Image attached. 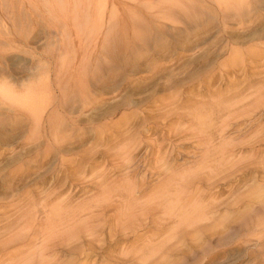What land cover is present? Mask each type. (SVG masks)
I'll list each match as a JSON object with an SVG mask.
<instances>
[{
  "label": "rangeland",
  "instance_id": "1",
  "mask_svg": "<svg viewBox=\"0 0 264 264\" xmlns=\"http://www.w3.org/2000/svg\"><path fill=\"white\" fill-rule=\"evenodd\" d=\"M93 1H95L97 4L91 10V13H89L90 12L89 11L88 14L84 13L79 16V15H76L75 13V9L78 6V4L74 5L75 2L72 4L74 6L71 8L72 10H70L69 12V9L67 8L70 6L69 3H67L69 2V0H0V48L7 51L8 54H10V55L7 54L8 56H6V59H5L6 64L12 65V69L17 68L16 70H12L11 72L0 74V88L1 89L10 88V90L12 91V94H14L16 98H19L21 97V95L25 94L26 92L25 87L31 84L33 81H36L35 79L37 78H35L34 74L38 72L39 78L44 77L46 79V83L49 82L48 85L50 83L53 84V87L50 84V86L52 87L51 91L55 92L54 95L57 97V95L59 94V89L57 88V86H55L56 85L55 83L62 80V85L64 84V86H67L66 85L67 83H65V80L68 81L69 79H73V81H71L72 83L76 79L74 82L75 83L74 86L73 84L69 83L70 84L69 86H71L70 88H72V90L68 91V88H67L65 90V93L68 91L67 94L69 95L67 94L66 95L71 97L69 98L66 96L67 99L68 98L70 99L69 101L72 106V110L70 108L71 106L68 107L67 110L70 109L71 111L77 112L80 110V108H82L84 101L83 103L82 102L80 103V100H79V103L81 105L80 106L78 105V108L75 107L77 109V110L75 109L76 110L75 111L73 110V107H74L73 105L77 106L78 100L76 99H82L84 98V95L88 97V95L86 94L89 93V91L87 92L88 89L86 88H84L85 90H82L83 86L81 84L78 86L79 82H81L82 79H85V81L89 83V86H90L89 90L91 91L94 89V92L91 91V94H94L95 99L97 98L96 100L94 99V101L92 100V102L96 104L100 103V105H97L95 109L88 108L89 111L86 110L85 112L92 113L95 110L99 112L103 110L102 112H104L106 115V116L103 115L104 117L103 120H106V121L102 120L103 122L100 125L103 126L102 124H105V123L106 124L104 127L106 126L109 127L110 125L109 128H106V131L109 129L107 132H104L103 130L102 132H98V133L97 131L94 132L93 131L94 129L85 130L84 128H82L80 135L77 134L78 136H75V140L72 142V144H74L76 147L83 148L84 146L86 147V145H90L93 142L100 143V140H101L102 142L100 144L97 143L94 149V151L96 150V154H100V155H93L89 160L84 159V161L83 160L81 161V164L84 170L86 169L85 170L86 173L83 174V176H85V179H83L84 177L82 175H81L82 178H80L81 176L78 177V175L82 173L81 172V173L75 174L76 177L75 175L69 176L66 185L63 183L61 184V182L56 183L55 185L54 183L55 180L56 182H58L62 180L61 177H64L67 174L63 172L61 173V176L58 175L57 170H58L59 165L57 163L58 161L56 162L57 157L55 156H50L49 159L52 157L50 161L46 164H42L43 157L41 155L35 156V152H34L35 149L32 148L30 145H28L26 143V140H24L27 138L29 134L28 133L29 124H26L27 121L25 120L24 113H20V110H23L22 107L25 105V103H22L23 101L20 102L19 99H10L6 97H2V95L0 94V112H1L0 113V243H1L0 246H2L0 247V264H7V263L8 264H21L23 262H26L28 260L27 255H29V252H31V250L33 251L34 249H36L37 248L36 246H40V244L45 241L44 236L42 235L40 231L41 227H38V229H36V232H34L35 227L39 225L40 222L42 224V222L44 223L46 221L44 220L45 218V214L43 213L44 209H49L56 205H59L60 209L64 208V211L65 210H69V211L77 210L79 209V207H81L80 209H85V208L87 209L89 208V206L94 205L97 199L101 198L105 194L115 193L116 191H120L128 187L127 186L128 184L126 185V187H124L125 182L121 180L122 179L121 175H123V172H124L123 169L122 170L116 169V171L118 170L117 172L114 170L117 167V165H119L117 164V161H119L118 163L121 162L120 159L122 158V156L117 155V152L111 151L112 147L117 148V149L112 148V150L114 151H117L119 149H120L119 151H121L123 144L126 143L125 141L121 140L122 137H120L121 136L120 134L125 135L126 132L129 131L127 134L132 133L134 135L137 131L138 132L140 131L139 135L141 136L139 137L142 139H145V140H142L139 138L140 140H142L141 142L142 147L138 145V147L140 148L137 149V151L133 153L134 154L133 157L136 156L135 157L136 159L138 157H139L138 159H141V166H142L140 169V172H138L140 173L139 174L140 177L137 176L136 178L137 179L142 178V175L144 176L149 175L148 177L153 179L155 182V179L158 176H160L157 173H156L157 175L153 174L154 173L153 164L154 162H156L155 160L158 158V153L155 152L157 151V146H155L156 150L153 149L154 151L150 152L147 156L149 157L150 155L153 158L149 157L150 162L148 164H145V168L143 166H144V163H147L144 160H148L147 157L144 156L146 155V151L148 149L147 143L150 144V141H152L153 139H156L157 136L155 134H158V132H159L158 134L159 136L157 140H160L159 142L164 141L162 136H160L161 132L163 134L165 132L162 129L165 127L164 124L162 123L161 120H159L161 122L157 120L158 123H156V128H155V121L152 122L154 126L151 125V123L149 122L148 125L142 124V126L140 127L141 124L139 121L138 122L139 127L136 126V123H135L133 125H130L127 128L124 127L126 130L130 128L129 130L126 131L124 128H122L123 126L120 127L121 124H119V123H122L120 118L123 117V115H121L122 113L121 111H124L126 113L128 112L132 113V110H134V107L136 106H124L123 109H122V106H120L119 107L120 110L118 109L115 113H112V110L114 109L112 107L113 102L115 103L117 101L122 100L123 98H129V97L131 98L133 97L132 101L134 100L135 102L143 99V103H142L143 107L142 108L136 107L135 109H147V110L155 109V115H157L158 111L156 110L158 109L157 108L158 104H160L159 97H161L162 95L161 93H163L164 84H165L164 82V76L166 73L165 71L168 72V70H171L174 72L175 71L184 72L186 68H189V69L185 71V74H188V72L191 70L196 71L195 68H197L196 72H198V74L194 78L193 77L188 78V79H186L187 77L183 78L181 81H179L180 83L178 82V85H179L178 89L187 88V90L189 89L190 90L199 89V90H197L198 95L194 94L192 95L194 97H191L189 99L185 98L184 100L186 99L188 100V102H185V104L190 103L191 105H194L199 101V98L202 100L203 99L213 100V97H216L214 96L216 92H217L216 94L217 96L221 93H226L231 83L229 82L226 84L224 81L225 80L224 77H227V76L222 77L221 74H219V71L214 77V80L210 86V89L207 90V88L205 89V87L201 85L202 83H207L208 80L210 79L209 72L211 68H210L209 63H208L209 66L207 64L205 65L202 63H199L198 65V63L194 61V57H195L194 53L198 52L199 49L204 48V47L219 48V47L228 45V47H233L234 49H236V51L240 50V57L237 58L236 60L237 62L236 61L233 62V63L240 62V66L238 68H234V69H237L236 72H238L237 74H239V76L236 77L237 74L235 73H233L234 75L232 73L231 75H229L228 73V77L229 79H231V81H234V80L238 81L240 80V78H244L246 74L247 75L250 74L249 76L251 78L253 75V73L251 72L253 70L258 69L259 74L257 73L256 75L258 77L257 78L254 77L255 80L254 78L253 79L251 78L254 81L253 86L247 88L245 92L256 90V88L260 87L259 86L260 84L258 83L259 78L261 79L260 81H264V52H262L264 50V36L261 37L260 39L259 35L258 36L255 35L257 36L255 37L253 34L254 30L257 33H259L264 28V5H263L264 0H263V3H261L262 0L260 1L257 0L259 2L257 1L256 2L259 5L256 2L254 3V6L252 4L253 9L252 7L249 8V5L251 3L247 2V0L245 1L246 3L244 2V5L241 4V0H233L236 8L239 6L238 12H240V7L244 9V10L241 9L243 10L242 13H244V16L243 18H238L237 16L236 17L229 16L228 19L226 18V21L223 20L222 12H220L221 10L219 11V8L217 6L218 4L217 2H221V0H218V1L217 0H200V2L203 4L202 7H205V9H203L204 11L200 9L196 12L197 22L192 28L187 29V27L183 24H180L181 26H183L181 27L179 24L175 25V23H172L170 21L164 22L163 25L165 27H162V30L164 29L165 30L160 31L161 36L160 35L158 36L160 38L157 41L158 43L156 44L158 47L156 48L160 49V51L161 50L163 51L162 52L163 58L159 57V60L157 58L156 60H150L148 62H144L142 60L134 61V58H132V55L127 58L125 57L126 55L125 45L126 44L124 45L125 43L124 41L127 42V35L130 34L128 33L130 29H127L129 28V26L127 28L125 27V29L123 30V27H121V24L119 23L120 25L117 24V26H114V28L110 27L109 28L110 30L106 28L108 17H109L108 14L111 11L112 6L114 5L113 4L114 0H93ZM145 1L151 2V0H142V2H145ZM192 1H195V0H192ZM64 2H66V4ZM136 3L137 2H134L132 0H120V3H115V7L118 10L117 18L123 17L125 18V22L126 20L127 21L129 20L128 18L130 17L129 15L130 13L128 12V9H127L128 6H132V7L135 6L137 8L136 13L138 14L141 13L140 15H143V17L146 16L145 14L148 11V9L150 10V8L146 4H144L146 5L144 7L143 3H140V4L139 3L136 4ZM256 4L259 6V9ZM149 5H152L151 9H153L156 6L157 8H159V5H160L159 0H153V3ZM251 9H252V13L251 15H248V11H250ZM255 15H259V16H255ZM101 19H103L102 22L104 20L105 21L101 23ZM243 19H244V22H243ZM239 21H242L243 23ZM201 26L203 27L201 28ZM48 27H51L50 29L52 32L51 35H47L46 29ZM56 27L60 28L61 30L59 31L56 30L55 29ZM226 32L227 34H225ZM231 35H233L234 37L233 40L226 42L227 37L229 36L231 37ZM27 38L29 42H26ZM166 38L168 39V41ZM151 42H152L151 43L152 45L150 44V47H153L154 41H151ZM162 42L163 44H165V46H163ZM167 43L168 45H166ZM114 49L115 51H113ZM166 49L170 50L168 51L170 55L167 54L168 52L166 51ZM191 49L193 50V52ZM249 49H256L258 52L260 51L259 56H253V57L247 56L245 53H247V50ZM182 50H189L187 54H190V51H191V54L190 55L186 54L184 56L185 58H183L184 60L182 58L176 59L174 62L173 61L170 62V60H168L169 58H172V55H174L175 52L177 54V53H180ZM109 52L111 55L113 53V55L110 56ZM242 52H244V54ZM241 57L242 58L244 57L243 59H241L242 61L239 60ZM107 59H109L110 62ZM189 59L191 60L189 61ZM227 59L228 58H225L224 61ZM244 61L247 66V68L245 69L242 68ZM183 62H186V63H183ZM250 62H251V66H250ZM225 63L229 64L228 60ZM6 64L3 63V65H6ZM99 64H100V67H99ZM125 64L126 66H124ZM155 64L158 66L157 69L159 70V72L155 75L156 77L154 81L152 80L151 82V79H149L148 77L150 74L148 71L151 68V66H156ZM162 64L165 65V68ZM177 64L181 65L184 70H182V68L178 66ZM95 65L97 66L95 67ZM132 65H135V66L133 67ZM161 65L163 66L165 70L162 68ZM190 65H191V68H190ZM203 66H206V67L208 66L209 68L208 67L206 68ZM97 67H99L100 70H98ZM110 67H112L113 69ZM260 68L261 70H259ZM19 69H21L22 71ZM207 69L208 70L210 69V70L208 71ZM17 70H19L20 73ZM85 70H87L86 73L82 72ZM101 70H102V73L100 72ZM30 71H32L33 73L32 72L30 73ZM87 73L88 75H86ZM240 74H242V77ZM157 76L158 77L161 76V77H159L158 79ZM131 81L134 83H132ZM111 82H114V83H111ZM125 82L128 83L131 89L128 88L129 86L125 87L124 85ZM136 83L138 84L136 85ZM147 83L149 85H147ZM156 83H159V84L156 85ZM121 84H122V87L120 86ZM75 85L78 86L79 89L78 87L76 88ZM181 85L184 87H181ZM143 87H145V89ZM49 88L48 86L46 87V91L48 90L47 92L48 94L52 93ZM113 88L115 90H112ZM155 88L159 90V93H160L159 97H156V98H155V94H156ZM74 89L76 92L78 89L79 91L77 92L78 94L81 92L80 93L81 98H78L79 96L75 97L78 94L72 93V91L74 92ZM96 89L98 92L96 91ZM213 89L217 91L215 92ZM82 91H84V93ZM138 91L140 92L143 91V93L142 92L140 93ZM63 94L64 93L59 94V97L65 96ZM111 94L115 96L114 98L116 100L113 98ZM136 95L139 96L140 98H138ZM89 96H90V93H89ZM98 98H101L103 100L98 99ZM161 99L164 100L163 98ZM74 100H76V102ZM103 101L106 103H104ZM147 102L150 104V106ZM64 109H61L60 111H62L63 113ZM67 110L65 109V111ZM59 114L61 115V112ZM125 116L127 115L125 114ZM258 116H260V114H258L256 117ZM256 117L254 118L256 119ZM111 118H113V120ZM107 121L110 123H108ZM114 123L115 124L117 123L119 127L114 126V128L115 127L116 128L111 129L113 125H115ZM104 127L103 129H105ZM117 128L119 129L117 130ZM134 128L137 131L136 130L134 131ZM139 128H142L143 135H142L141 129ZM152 130H154L155 132ZM101 133H102V136H101ZM83 136H84V139H82ZM137 136H138V133H136V137ZM142 136L143 137L145 136L147 140L146 138H143ZM178 136H177V139H176V136L173 137L174 140L176 139L175 141L173 139L171 140L176 142V144L178 142V144H180V147L183 149H188L189 147H191L192 140H189V143H187L186 140L185 141L183 140V139L189 138L191 135L186 134L185 132L184 133L182 132L178 134ZM159 137L162 138L163 141ZM78 138H80L81 140ZM94 138H96L97 141ZM139 139H137L136 141L138 142ZM108 140L110 141L108 142V144H106L105 142ZM179 140L182 141L183 143L180 142ZM115 141H119L120 143L116 142L117 143L116 144ZM143 141L147 143L144 145ZM138 143L140 144V142ZM29 146H30L29 150L31 151H29L27 148ZM169 146L166 145V147L161 152L162 155H164V150H167L170 148ZM68 147L70 146L68 145ZM100 147H101L100 149L101 151L99 150ZM24 148L25 150H27L28 153L25 152ZM108 148L109 150H107ZM130 148L132 149V146H130ZM130 148L128 149L127 152L131 151ZM262 148H264V145H262ZM103 150L107 152L103 153ZM32 151L34 154L32 153ZM245 152L249 153L250 150H245ZM27 154H29L27 156L28 158L26 157ZM126 155L123 154V156H126ZM105 156L108 158L105 159L106 158ZM115 156L118 160L115 159ZM189 156H192V155H189ZM192 158H189L188 154H185L182 157L183 162L187 161L188 162L187 165L192 166L191 171L195 169V167H193L195 165H196V168L198 166H199L198 168H201L204 166H208L209 163H211L209 162L210 160L204 161L206 162L205 164L202 161H196L198 160V158L197 159L193 158L196 161L195 162L191 160ZM26 159H29V160H26ZM168 159L170 160V157H168ZM77 163H79V158H78ZM149 164L152 166H149ZM104 165H107V166H104ZM169 166L170 167H168V170L166 171L168 173H171V171L172 172L174 171V173L173 174L161 173V176L159 178H162L163 182H166V184H169V183L173 184L172 187L167 186L168 188H171L170 190H168L169 191L168 195L170 197L169 196L167 198L164 197V198H161L160 200L169 201L171 203H174V199H173L174 194L175 196L182 195L181 197L186 196V198H188V196H191L193 191L196 190V188L183 189L181 187L182 186L181 183H183L182 179H183L184 173L182 171L179 172L180 171L179 169L181 166L178 165V163L170 164ZM112 168L113 170H111ZM145 169L150 172L152 171L151 174L150 172H146ZM205 169H208V168L206 167L204 168V170ZM120 172L121 174H119ZM233 173L234 175L231 176L229 179L219 182L217 188H215L214 190L215 191L218 189L221 190L222 192H224V196L229 195L231 191L236 193V195H240L242 194V192H239V191H245L246 186L250 185L252 186L251 194H252V189L254 187L253 193L254 192L256 193H254L253 195L257 196L253 202H247V200L244 198L243 201H241V203L235 206H231V205L221 206L218 209L217 213L214 214L215 216L211 219H207V221L203 225H200L194 222L187 227L186 225L188 224H184L185 227L183 226V228L180 229V227H177V223L179 224V222L170 224L164 229L163 228L159 229L161 232L159 231V233L157 234L156 236L157 240L154 239L152 241H147V242L154 241L155 242L154 244L144 242L143 244H140L138 246L139 249L138 247L135 248L136 246L134 247V245H137V244H133L132 237H128V236L124 237L122 235H118L114 237L112 240H108L107 247L105 248L103 253L98 252V250H95L93 252L91 251L86 257L80 260L79 264H264V171L261 172L259 176H257L254 165L250 163L249 165H244V166H241L235 169ZM98 175L99 177H95ZM107 175H108V181L109 180L113 181V179H115L114 177H116L115 181H113L114 184L112 183L108 184L109 182H106V183H103L101 186H96L99 183L100 179H102V177L104 178V176H107ZM119 180H120V183H119ZM58 186L61 188L59 189ZM120 186L121 187L123 186L124 188H121ZM110 187H113L114 189ZM150 187L152 188V185ZM164 187H166L165 184H164ZM55 189H58V191L59 190L60 191L63 190V191L60 193L59 196L55 198L52 197V199L46 201L44 199L46 195L52 192V190L55 191ZM152 189L153 190L155 189L156 193L159 196L162 194L160 192L161 186H158V188L153 187ZM152 189L150 190V193L148 195L152 193L153 191ZM179 189L180 191L178 192ZM143 199L144 197L141 199V202H143ZM210 200H211L210 197L209 198L207 197L203 201V204L208 206L209 203L211 202ZM183 201L185 200H182L181 202ZM41 203L43 204L42 206H41ZM36 204H38L39 206L38 205L36 206ZM246 204H252L253 206L249 207V206H246ZM31 205L36 208L31 209L33 208ZM184 205H185V202L183 206ZM246 207H249V208L247 209ZM109 209H108L109 211L108 213L114 210L113 207H110ZM181 209H182V206H180L179 210ZM28 210L30 211L35 210L36 213L38 212L39 214L37 213L38 214L37 215L36 213H34V211H31L32 213L29 211V213L27 214L26 212ZM114 212L115 210L112 211L111 214H113ZM40 216L42 217V219ZM21 223L22 225H20ZM6 226H7V229H6ZM9 228H10V231H8ZM25 231H27L28 233L26 234ZM16 232H19V234L21 232L23 233V235L26 234L27 240L23 238L22 242L24 244L20 243L18 245H9V247L5 246L4 248L3 242L5 241V239L7 237H10L16 234ZM143 232L145 233L144 236L148 238L150 236L156 235L154 234L156 232L153 229V225L151 224L149 228L147 230H144ZM29 234L31 237L29 236ZM28 237H30L31 239L33 238L34 240L33 239L31 240ZM28 240L29 242L27 243ZM158 241H161V242H158ZM147 245L151 247L149 248V246ZM133 248L139 251L138 253H134V256L137 258L136 263H133L130 260H127L129 257L132 258L131 254L128 252H130L131 250L133 251ZM123 251L127 253L126 254V256H128L127 259H124L125 258L124 255L121 254ZM113 253L119 256L120 259L109 260L107 255H110ZM121 256L122 258L123 257L124 258L122 259ZM72 257L74 258V255L67 254L63 258L67 261H69L70 259L71 261L73 259ZM38 259L39 257H37L35 264H39L40 260Z\"/></svg>",
  "mask_w": 264,
  "mask_h": 264
},
{
  "label": "bare ground",
  "instance_id": "2",
  "mask_svg": "<svg viewBox=\"0 0 264 264\" xmlns=\"http://www.w3.org/2000/svg\"><path fill=\"white\" fill-rule=\"evenodd\" d=\"M132 1L137 2L139 4L143 3V5L146 4L150 8V10H149L147 7L148 11L145 14L146 16L143 17V15H140L141 13H139V14L136 13L137 8L135 6H134L135 8L132 6H128L127 9H128V12L130 13L129 14L130 17L128 16L129 20L128 21L126 20V22H127L126 23L125 18H123V17L117 18V15H118L117 11L118 10L115 7V3H120V0H114L113 1L114 5L112 6V9L108 14L109 17L107 16L108 21H107L106 28H108V29L110 27L114 28V26H117V24H119V23L121 24V27H123V30L125 29V27L127 28L129 26V28H127V29H130V31L128 32L130 34L127 35V42L124 41L125 42L124 45L126 44L125 45V48H126L125 49V54H126L125 57L127 58V57L132 55V58H134V61L142 60L144 62H148L150 60H156L157 58L159 60V57H162L163 51L162 50L160 51V49H157L158 47L156 44L158 43L157 41L160 38V37H158L160 35V31L165 30V29L162 30V27H165L163 25L164 22L170 21L172 23H175V25L183 24L187 27V29L192 28L197 22V17H196L197 13L196 12L200 9H202V10L205 9V7H202L203 4L200 2V0H195V1H192V0H159V4H160L159 8H157V6H156L153 9H151L152 5H149V4L153 3V0H151V2L150 1L142 2V0H132ZM245 1L246 0H241V4L244 5ZM256 1L257 0H247V2L251 3L249 5V8L252 7V4L254 6V3ZM259 1H257V2H259ZM74 2H75L74 5L78 4L77 8L75 9V13H76V15H79V16L81 14H84V13L88 14L89 11H90L89 13H91V10L97 4L93 0H69V2H67L70 5L69 6L70 8L67 7L69 9V12H70V10H72L71 8L74 6V5H72ZM221 2H217L218 3L217 6L219 8V11L221 10L220 12H222L224 21H226V18L228 19L229 16H233V17L237 16L238 18H243L244 13H242V11L244 9L240 7V12H238L239 6L236 8L233 0H221ZM64 3L66 4V2H64ZM261 3H263V0ZM146 5H144V7ZM241 9H243V10H241ZM252 9H253V7H252ZM252 9L250 11H248V15H251ZM258 9H259V6H258ZM228 11H230V12H228ZM255 16H259V15H255ZM102 20L103 19H101V23H103L105 21L104 20L102 22ZM234 21H235V19H234ZM239 22H242V21H239ZM243 22H244V19H243ZM181 27H183V26H181ZM197 27H198V25H197ZM202 27L203 26H201V28ZM101 28H103V27H101ZM50 29H51V27H48L46 29L47 35L52 34ZM55 29L58 31L61 30L58 27H56ZM48 32H49V34H48ZM107 32H109V31H107ZM260 32L257 33L254 30L253 34H254V36L259 35L260 36L259 38L261 39V37L264 36V28ZM111 33H109V34H111ZM189 34H190V32H189ZM225 34H227V32ZM234 36H235V34H234ZM257 36H255V37H257ZM233 38H234L233 35H231V37L230 36L227 37L226 42L232 41ZM151 41H154V45H153L154 48L150 47V44L152 43ZM167 41H168V39H167ZM26 42H29L28 38H27ZM168 43H170V42H168ZM168 43L166 45H168ZM162 44H163V42H162ZM163 46H165V44H163ZM256 49H249V50H247V53H245V54L249 57L259 56L260 51L258 52ZM113 51H115V49ZM166 51L168 52L170 50L166 49ZM188 51L189 50H182L180 53H177V54L174 51L175 54L172 55V58H169V59L166 58V59L170 60V62L171 61L174 62L176 59H179V58L183 59V58H185L184 56L188 53ZM107 52H108V50H107ZM192 52H193V50H192ZM262 52H264V50ZM242 53L244 54V52H242ZM7 54H8L7 51L0 48V74L11 72L12 70L17 69V68L12 69V65L6 64V62H5L6 56L10 55V54H8V55ZM167 54H169V52ZM190 54H191V51H190ZM190 54H187V55H190ZM109 55L112 56L113 53L111 55L109 52ZM226 55H228V56H226ZM194 56H195L194 61H196L198 63V65H199V63L205 64V65L206 64L208 65V63H209L210 68H211V70L209 69L210 70V72H209L210 79L208 78L209 79L208 82L202 83L201 85L203 87H205V89L207 88V90L210 89V86L213 83L214 77L216 76V74L219 71V74H221L222 77L227 76V77H224L225 83L226 84L229 82L231 83L230 86L228 87V91L226 93H221L217 96L216 95L217 90L213 89L216 92V94L214 93L215 94L214 96H216V97H213V100H211V99L210 100H204V99L202 100L199 98V101L194 105H191L190 103L185 104V102H188V100L187 99L184 100V99L185 98L189 99L191 97H194L192 95L197 94V90H199V89H196V90H194V89L187 90V88L178 89L179 88L178 82L181 81L183 78H186V77H187L186 79L192 78V77L194 78L197 76L198 72H196L197 68H195L196 71H193V70L189 71L188 70L189 71L188 74H185V71L189 68H186V70H184L181 65H178L179 64L178 63L177 65L180 66L182 68V70H184V72L181 70H180L181 72L175 71L176 73L174 71H171V70H168V72L171 71L169 73L167 71H165L168 74L165 73V76H164L165 84H164L163 93H161L162 94L161 97H159V95H160L159 90H157L155 88L156 89V91H155L156 94L154 93L155 98L159 97V99H160V104L156 103V104H158V107H157L158 109L156 108L157 109L156 111H158L157 115H155V109H150V110L135 109L136 107H138V108L143 107L142 106L143 99H141L140 101L139 100L136 101L137 103L134 100L132 101L133 97L132 98L131 97L123 98L122 100L117 101L115 103L114 102L112 103V101H111V103L113 105L112 107L114 108L112 110V113H115L119 109L120 106H122V109L124 106H136V107H134V110H132L133 108L131 109L132 113H129V112L126 113L124 111H121L122 112L121 115H123V117L120 118L122 123H119V124H121L120 127L123 126L122 128H124V127L127 128L130 125H133L135 123H136V126H138L139 121L141 124L140 127L142 126V124L148 125L149 122L151 123V125H153L152 122L155 121V128H156V123H158L159 120L162 121V123L165 126L162 129L165 132L163 131L164 134L161 132V134H163V135L160 134V136H162L163 140L166 142H164L162 140V138H160V137L159 138L163 142H159L160 140H157V138L159 136L158 135L159 132H158V134L154 133L157 136V138L156 139L152 138L153 140L150 141V144L143 141L144 145L147 143V146H148V149L146 151V155H144V156L147 157L150 152L154 151L153 149L156 150L155 146H157V151H155V152L158 153V158L156 160L154 158V160L156 162H154V164H153V171H154L153 174L157 173L160 176H161V173L173 174L174 171L173 172L171 171V173H168L166 170H168V167H170L169 166L170 164L178 163V165L181 166L179 169L180 170L179 172L182 171L184 173L183 179H182L183 183H181V185H182L181 187L183 189H189V188L194 189V188H196V190L193 191L192 195L188 196V198H186V196L181 197L182 195H179V194L178 195L180 197L175 196V194L173 193L174 194V196H173L174 203H171L169 201H162V200H160L161 198H164V197L167 198L169 196L168 190H170L171 188H168L167 186L172 187L173 184H171V183L166 184V182H163L162 178H159L160 176H158L155 179V182L153 179L148 177L149 175H145V176L142 175V178H138V179L136 178L137 176H139L140 173H138V172H140V169L142 166H141V159H138L139 157L136 159L135 158L136 156L133 157V155H134L133 153L136 152L137 149L140 148V147H138V145L141 146L142 140H145V139L140 138L139 137V136H141V135H139L140 131L138 132L134 128V131L136 130L137 131L136 133H138L137 137H136V133L134 134L135 136L132 133L127 134L129 131L126 132L125 135L120 134L121 135L120 137H122L121 140L126 142L123 144L121 151H119L120 149L117 151H114V150H112L113 147L112 148L110 147L111 151L117 152V155L122 156V158L120 159L121 162L118 163L119 161H117L118 160L116 158L117 155L115 154L116 155L115 159H117L116 161H117V164H119V165H117V167L114 170L116 171V169H118V170L123 169L124 172H123V175H121L122 176L121 180L123 182H125L124 187H126L127 184H128L127 185L128 187H126L125 189L120 190V191H116V192L113 191L115 193H109V194L104 193L105 194L104 196H102L101 198H98L96 203H94V205L89 206V208H87V209L86 208L80 209L81 207H79V209H77V210H73V211L65 210L64 211V208L60 209L59 205L53 206L52 208H49V209H44L43 210V213L45 214L44 220H46V221L44 223L42 222V224L40 222V224L35 227L34 232H36V229H38V227H41L40 231H41L42 235L44 236L45 241L43 243H41L40 246H36L37 248L34 249L33 251L31 250V252H29V255H27L28 260L26 258L27 261L25 260L26 262H23L21 264H35L37 257H39L38 260H40L39 264H79L80 260H82V258L86 257L91 251L93 252L95 250H98V252L103 253L105 248L107 247L108 240H112L114 237H116L118 235H122L124 237H127V236L132 237L133 238V244H137V245H134V247L136 246L135 248H137L140 244H143L144 242L146 243L147 241H152V240L156 239V236L160 231L159 229H161V228L164 229L167 226H169L170 224H173L175 222H179V224L177 223V227H180V229L183 228L184 224H188V225H186V227H187L194 222H196L200 225H203L207 221V219H211L215 216L214 214L217 213L218 209L221 206H224V205L235 206V205L241 203V201H243L244 198L247 200V202H253L254 199H256L257 196L253 195L254 193H256V192L253 193L254 187L252 189V194H251V187L252 186H250V185L246 186L245 191H239L238 190L239 192H242V194H240V195H236V193L231 191L229 195L224 196V192H222L219 189H218L219 191L218 190L215 191L214 189L217 188L219 182L225 181V180L229 179L231 176H233L234 175L233 172L235 171V169H237L241 166L249 165L250 163H252L255 167V172H256L257 176H259L261 174V172L264 171V148H262V145H264V81H260L261 79L259 78L258 80L260 82L258 81V83L260 84L259 85L260 87L256 88V90L245 92V90L247 88L253 86L254 81L252 79L254 77H256V78L258 77V76H256L258 73V69L253 70V71L251 70L252 71L251 73H253V75L251 77L252 79L249 76L250 74L245 75V73H244V75H245L244 78H240V80H238V81H236V80L231 81V79H229V77H228V73H229V75H231V73L232 74L238 73V72H236L237 69H234V68H238L240 66V62L236 63L237 58L240 57V50L236 51V49H234L233 47H228V45H225V46H222L219 48L204 47V48L199 49L198 52L194 53ZM105 57H106V55H105ZM164 58H165V56H164ZM225 58H228L227 60H228L229 64L225 63V62H227V60L224 61ZM243 58L241 57L239 60H241ZM107 60L109 61V59H107ZM183 60H181V61H183ZM190 60L191 59H189V61ZM234 61H236V62L233 63ZM245 61H244L243 66L241 65L243 69L247 68ZM154 62H156V61H154ZM186 62H183V63H186ZM3 63H5L6 65H3ZM167 63H168V61H167ZM115 64H116V62H115ZM190 64H192V63H190ZM96 66L97 65H95V67ZM124 66H126V64ZM132 66L134 67L135 65H132ZM156 66H151L149 71L146 70L150 73L148 77H149V79H151V82H152V80L154 81V79L156 77L155 75L159 72V70L157 69L158 66L157 67ZM163 66L165 68V65H163ZM163 66H162V68H163ZM250 66H251V62H250ZM99 67H100V64H99ZM99 67H97L98 70H100ZM203 67H206V66H203ZM110 68H112V67H110ZM190 68H191V65H190ZM19 70H21V69H19ZM19 70H17V71L19 72ZM259 70H261V68ZM86 71L87 70L82 71V72L86 73ZM31 72L32 71H30V73ZM100 72L102 73V70ZM95 73H97V72H95ZM34 75H35V78H37V79H35L36 81H33L31 84H29L25 87L26 92H25V94L21 95V97L16 98L14 96V94H12V91L10 90V88L9 89H1L0 88V94L2 95V97H6V98H10V99H19L20 102L23 101L22 103H25V105L22 107L23 110H20V113H24L25 120L27 121L26 124H29V127H28L29 128V132H28L29 134H28L26 139H24V138L23 139L26 140V143L28 145H30L32 148L35 149V151H34L35 156L41 155L43 157L42 158V164L48 163L50 161V159L52 158L51 157L49 159L50 156L57 157L56 162L58 161L57 163L59 165L58 170H57L58 175L61 176V173H63V172L66 173L67 175L64 177H61L62 180H60L58 182H56V180H55L54 183L56 185V183L61 182V184L63 183L66 185L69 176H72V175H75L77 173L82 172L81 174L78 175V177H79L81 175L83 176V174L86 173L85 172L86 169L84 170V168L81 164L82 160L83 161H84V159L89 160L93 155H100V154H96V150L94 151L98 142L91 143L89 141L91 143L90 145H86V147L82 146L83 148H79V147H76L74 144H72V142L75 140V136H78L77 134L80 135L82 128H84L85 130H93L94 129L93 131L94 132L97 131V133L102 132L103 130H104V132H107L109 129L106 131V128H109L110 125H109V127H107V126L104 127L106 124L105 122H104L105 124H102L103 126L100 125L103 121H106V120H103V118H104L103 115L106 116L105 113L102 112L103 110L100 112L95 110L92 113H86L85 112L86 110H88V108L95 109V107L97 105H100V103L96 104V103L92 102V100L94 101L95 96H94V94H91V91L94 92V89L91 91L89 90L90 89L89 83L87 81H85V79H82V81L79 82V84L78 83L77 84H78V86L80 84L83 86L82 90H85L84 88L88 89L87 92L89 91L90 96H89V93H87L86 95H88V97L84 95V98L76 99V100H78L77 106L73 105L74 106L73 110L76 109L75 107L78 108V105L80 106L81 102L83 103V101H84V104H83L82 108H80L79 111L74 112V111H71L72 106H71V103L69 101L70 100L69 98H71V97L67 96V95H69V94H67V92L72 90V88H70L71 86H69L70 85L69 83H71V81H73V79H69L68 81L65 80V83H67L66 84L67 86H64V84L62 85V80L55 83L56 84L55 86H57V88L59 89V94L64 93L63 95H65V96L59 97V94H58L56 97L54 95L55 92L51 91L53 84L50 83L52 85V87H51L50 84L48 85L49 82L46 83V79L44 77L39 78L38 72H36ZM86 75H88V73ZM240 75L242 77V74H240ZM93 76H94V74H93ZM237 76H239V74H237L236 77ZM115 77H117V76H115ZM159 77H161V76H159ZM159 77H158V79H159ZM75 80H74V82H75ZM91 80H92V78H91ZM254 80H255V78H254ZM74 82L71 83V84H73V86L75 84ZM187 82H188V80H187ZM200 82H201V80H200ZM200 82H199V84H200ZM111 83H114V82H111ZM132 83H134V82H132ZM137 84L138 83H136V85ZM158 84L159 83H156V85H158ZM96 85H95V87H96ZM124 85H125V87L129 86L128 83H126V82L124 83ZM147 85H149V84L147 83ZM47 86H48V88L50 87L49 89L52 93H50V94L47 93L48 92V90L46 91ZM78 86H76V88ZM120 86L122 87V84ZM181 87H184V86L181 85ZM67 88H68V91L65 93V90ZM114 88L112 90H115ZM128 88H130V86ZM143 88L145 89V87H143ZM143 88H141V89H143ZM78 89H79V87H78ZM78 89H77V92H79ZM109 89H110V87H109ZM96 91H97V89H96ZM77 92L75 91V89H74V92L72 91V93H74V94L75 93L78 94ZM82 92L84 93V91H82ZM138 92H140V91H138ZM141 92L143 93V91H141ZM145 92H146V90H145ZM80 93L78 95H76L75 97L79 96L78 98H81ZM140 93H139V95H140ZM111 95L113 96V94H111ZM111 95H110V97H111ZM66 96L69 98L67 99ZM71 96H72V94H71ZM103 97H101V98H103ZM114 97L115 96H113V98ZM137 97L140 98L139 96H137ZM137 97H136V99H137ZM101 98H98V99H101ZM161 98H163L164 100H162ZM149 99H150V97H149ZM165 99H166V101H165ZM76 100H74V101L76 102ZM79 100H80V103H79ZM101 100H103V99H101ZM108 100H109V98H108ZM152 100H154V99H152ZM75 102H74V104H75ZM104 103H106V102H104ZM153 104H155V103H153ZM149 106H150V104H149ZM68 107H70L71 110L70 109L67 110ZM64 108L67 111H65ZM61 109H64L63 113H62V111H60ZM127 109H128V107H127ZM105 110H106V108H105ZM206 110H207V112H206ZM60 112H61V115L59 114ZM125 114L127 116H125ZM258 114H260V116L256 117ZM7 115H9V114H7ZM254 117H256V119ZM111 119L113 120V118H111ZM118 121H120V120H118ZM161 121H159V122H161ZM108 123H110V122H108ZM114 126L119 127L118 124L116 123L115 125H113V127L111 129H113ZM103 127L105 129H103ZM142 128H139V129H141V131H142ZM118 129L119 128H117V130ZM129 129H127V130H129ZM157 129H159V128H157ZM125 130H124V132H125ZM145 130H147V129H145ZM148 130H149V128H148ZM154 130H152V131H154ZM182 132L183 133L185 132L186 134L191 135L189 138L183 139L184 141L186 140L187 143H189V140H192L191 147H189V148L187 147L188 149H183L180 147V144H178V142H177V144H176V142H174L177 139L178 134H180ZM150 133H152V132H150ZM166 133H168V134H166ZM142 135H143V131H142ZM101 136H102V133H101ZM175 136H176V139L174 140L173 137H175ZM139 138L142 140H140ZM143 138H146V137L144 136ZM78 139H80V138H78ZM82 139H84V136L82 137ZM94 139H96V138H94ZM112 139H114V138H112ZM137 139L140 140V141L138 140V142H140V144L136 141ZM171 139H173L174 141ZM24 140H23V142H24ZM146 140H147V138H146ZM148 140H149V138H148ZM91 141H92V139H91ZM96 141H97V139H96ZM109 141L110 140H108L106 142L103 141V142L108 144ZM101 142L102 141L100 140V143ZM116 142L120 143L119 141H115V143ZM180 142H182V141H180ZM100 143H98V144H100ZM163 143H165V144H163ZM182 143H181V145H182ZM68 145L70 147H68ZM166 145H168V146L170 145L169 146L170 148L167 149L168 148L167 147L166 148L167 150H164V155H162L161 152L166 147ZM30 146L27 147L28 150L30 149ZM130 146H132V149L130 148ZM25 148H24V150H25ZM115 148H113V149H115ZM129 148L131 149V151L127 152ZM100 149H101V147L99 148V150ZM104 150H103V153L107 152ZM107 150H109V148ZM245 150H250V152L246 153ZM29 151H31V150H29ZM139 151H141V150H139ZM25 152L28 153L27 150H25ZM32 153H33V151H32ZM123 154H125V155L127 154V155L123 156ZM185 154H188L189 158H192V157L194 159L198 158V160H196V161H202L203 163L206 164V162H204V161L210 160L209 162H211V163H209L208 166H204L201 168H198L199 166L196 168V165H195V166H193V167H195V169L193 171H191L192 166L187 165L188 162L187 161L183 162V160H182V157ZM28 155L29 154H27L26 157ZM189 155H192V156H189ZM69 156H70V158H69ZM72 156H73V158H72ZM173 156H175V157H173ZM149 157H151V156L149 155ZM149 157H147L148 160H144L145 162H147V163H144V166H143L144 168H145V164H148L150 162ZM168 157H170V160L168 159ZM78 158H79V163H77ZM107 158L108 157H106L105 159H107ZM140 158H141V156H140ZM151 158H153V157H151ZM193 158L191 160L195 161ZM26 160H29V159H26ZM213 162H214V164H213ZM104 166H107V165H104ZM146 166H148V165H146ZM149 166H152V165L149 164ZM206 167L208 169H205L206 170L205 171L204 168H206ZM147 168H149V167H147ZM146 169H145L146 172H150V171H147L148 169L147 170ZM154 169L156 170V172ZM111 170H113V168ZM151 172H150V174H151ZM110 174H111V172H110ZM119 174H121V172ZM153 174H152V176H153ZM82 176L80 178H82ZM75 177H76V175H75ZM83 177H84L83 179H85V176H83ZM95 177H99V175L95 176ZM114 178L116 179V177H114ZM115 179H113V181H115ZM94 181H96V180H94ZM113 181H110V180L108 181V175H107V176H104V178L102 177V179H100L99 183L97 185L96 184L95 185L101 186L103 183H106V182H109L108 184H111V183L114 184ZM119 183H120V180H119ZM164 184L166 185V187H164ZM151 185H152V188L153 187L158 188V186H161L160 192L162 194L159 196L156 193L155 189L153 190L150 187ZM124 187L122 186L121 188H124ZM60 188L61 187H59V189ZM110 188L114 189L113 187H110ZM151 189L153 191L150 195H148L150 193ZM62 191H60V190L58 191V189H55V191L52 190V192L49 191L50 193H48L44 199L47 201V200L52 199V197L55 198V197L59 196ZM179 191H180V189L178 190V192ZM155 194H157V195H155ZM115 197H117V198H115ZM143 197H144L143 202H141V199ZM207 197L208 198L210 197V199H211L210 200L211 202L209 201L210 203L208 206L203 204V201ZM182 200H185V201L181 202ZM191 200H193V201H191ZM184 202H185V205L183 206ZM42 203H43V201H42ZM42 203H41V206L43 205ZM46 203H48V202H46ZM37 205L38 204H36V206ZM180 206H182L181 210H179ZM204 206H206V207H204ZM246 206L251 207L253 205L252 204H246ZM32 207L33 208H31V209L36 208L34 206H32ZM110 207H113L115 210V212L113 214H111V213L114 210H112L110 213H108L109 212L108 209ZM249 207H246V208L248 209ZM29 211L30 210H28L26 213L28 214ZM31 211H34V213H36L35 210H31ZM40 217H38V218H40ZM41 219H42V217H41ZM150 224L153 225V229L156 232L154 234H156V235L150 236L148 238V237L144 236L145 233L143 231L147 230L149 228ZM20 225H22V223ZM7 226H6V229H7ZM151 228H152V226H151ZM8 231H10V228ZM11 231H12V229H11ZM27 231H29V230H27ZM27 231H25L26 234L28 233ZM26 234L23 235V233H21V232H20V234H19V232H16V234H14V235L11 234L12 236L7 237L8 239L6 238L5 241L3 242L4 248H5V246L9 247V245H18L20 243L24 244L22 242V240H23V238H25V240H27ZM42 235H40V236H42ZM29 236H30V234H29ZM30 237H28V238H30ZM32 237H33V235H32ZM28 242H29V240L27 241V243ZM158 242H161V241H158ZM147 243H153L154 244L155 242L153 241V242H147ZM157 243H156V245H157ZM153 244H151V245H153ZM147 246H149V245H147ZM0 247H2V246H0ZM150 247L151 246H149V248ZM154 247H155V245H154ZM138 249H139V247H138ZM17 251H16V253H17ZM138 252L139 251H137L134 248H133V251L131 250L130 252H128L131 254L132 258H130V257L128 258V256H126L127 253L125 251H123L121 254L124 255V257H125V258L123 257L124 259L128 258L127 260H130L131 262L136 263L137 258L134 256V253H138ZM25 254H26V252H25ZM67 254L74 255V258L72 257L73 259L71 261H70V259H69V261L65 260L63 257ZM130 254H129V256H130ZM107 257L109 258V260L120 259V257L115 255L114 253L107 255ZM21 258H22V256H21ZM121 258H122V256H121ZM23 259H21V260H23ZM143 259H145V258H143ZM124 261H126V260H124Z\"/></svg>",
  "mask_w": 264,
  "mask_h": 264
}]
</instances>
